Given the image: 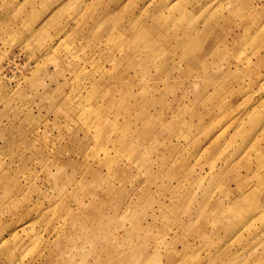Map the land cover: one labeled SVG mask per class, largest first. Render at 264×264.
Listing matches in <instances>:
<instances>
[{
    "label": "rangeland",
    "instance_id": "rangeland-1",
    "mask_svg": "<svg viewBox=\"0 0 264 264\" xmlns=\"http://www.w3.org/2000/svg\"><path fill=\"white\" fill-rule=\"evenodd\" d=\"M0 264H264V0H0Z\"/></svg>",
    "mask_w": 264,
    "mask_h": 264
}]
</instances>
